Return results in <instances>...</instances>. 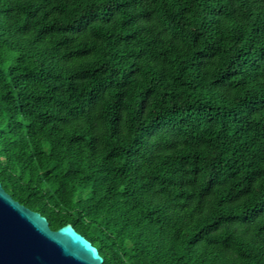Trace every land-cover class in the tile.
<instances>
[{"label": "trees", "instance_id": "1", "mask_svg": "<svg viewBox=\"0 0 264 264\" xmlns=\"http://www.w3.org/2000/svg\"><path fill=\"white\" fill-rule=\"evenodd\" d=\"M0 182L102 264H264V0H0Z\"/></svg>", "mask_w": 264, "mask_h": 264}, {"label": "water", "instance_id": "2", "mask_svg": "<svg viewBox=\"0 0 264 264\" xmlns=\"http://www.w3.org/2000/svg\"><path fill=\"white\" fill-rule=\"evenodd\" d=\"M98 249L70 223L56 229L0 182V264H102Z\"/></svg>", "mask_w": 264, "mask_h": 264}]
</instances>
